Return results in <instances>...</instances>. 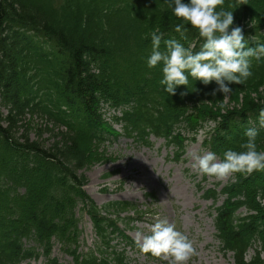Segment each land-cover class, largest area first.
I'll return each mask as SVG.
<instances>
[{"label": "trees", "instance_id": "trees-1", "mask_svg": "<svg viewBox=\"0 0 264 264\" xmlns=\"http://www.w3.org/2000/svg\"><path fill=\"white\" fill-rule=\"evenodd\" d=\"M222 7L233 9L249 46L253 37L264 43V0H224ZM180 22L166 0H0V264L43 255L59 264L56 245L74 264H130L122 244L144 253L119 227L137 206L100 208L84 190L85 172L101 160L98 147L122 136L109 112L126 137L145 146L164 139L178 156L203 132L205 147L221 157L227 148L242 150L248 127L258 129L264 150V58H252V75L226 96L210 94L215 82L191 77L186 95L184 85L169 95L160 67H147L150 33L159 28L163 39H180ZM186 26L181 42L198 51L203 38ZM234 177L211 193L215 204L225 198L216 237L235 264H264V170ZM84 216L98 239L79 252Z\"/></svg>", "mask_w": 264, "mask_h": 264}, {"label": "clouds", "instance_id": "clouds-1", "mask_svg": "<svg viewBox=\"0 0 264 264\" xmlns=\"http://www.w3.org/2000/svg\"><path fill=\"white\" fill-rule=\"evenodd\" d=\"M166 2L181 21L174 25L180 39H163L165 34L156 28L150 33L152 49L146 64L148 68L160 67L162 78L159 83L169 95H175L181 85L186 89L180 95H186L190 90L191 77L205 86L215 82L216 87L210 94L226 96L232 91L231 85L243 83L252 75V58L257 62L264 58V43L253 37L256 44L249 46L243 27L234 25L233 9L222 7L224 0ZM186 25H191L203 38L198 51L193 50L194 46H185L181 42L187 40L189 29ZM261 117V127H264V110H261ZM258 134L256 127L246 128L244 135L247 139L240 145L242 150L227 148L222 157L211 150L191 154L192 167L201 174L218 179L228 176L235 178V173L250 175L254 171L264 170V150H259L256 143ZM257 199H260L259 194ZM136 243L142 252L166 260L167 264H189L190 259L198 254L193 240L166 217L157 216L149 233L139 234Z\"/></svg>", "mask_w": 264, "mask_h": 264}, {"label": "rangeland", "instance_id": "rangeland-1", "mask_svg": "<svg viewBox=\"0 0 264 264\" xmlns=\"http://www.w3.org/2000/svg\"><path fill=\"white\" fill-rule=\"evenodd\" d=\"M38 125L44 123L38 122ZM50 128L53 126L50 125ZM204 136L205 133H201L198 143L189 146L185 162L169 158L172 149L165 148L164 141L153 140L152 147L138 145L129 139L103 144L98 147L101 160L85 172L88 179L85 191L100 207L114 201L138 204L141 212L139 219L129 230L135 241L139 234L149 233L157 216L166 217L193 240L198 254L190 259L189 264H234L231 255L225 256L219 250L215 241L211 202L203 199L198 186L210 188L214 182L227 183L231 176L218 179L201 174L192 167L191 154L205 151L201 146ZM47 138L49 135H44L43 139ZM148 194H155L156 200L153 201ZM81 228L85 240L92 246L95 235L89 221H85ZM53 254L61 264H72V260L62 255L58 247ZM130 257L135 264H158L137 255L130 254ZM161 260V264H167L166 260ZM261 260L264 262V255ZM32 264H44V261Z\"/></svg>", "mask_w": 264, "mask_h": 264}]
</instances>
